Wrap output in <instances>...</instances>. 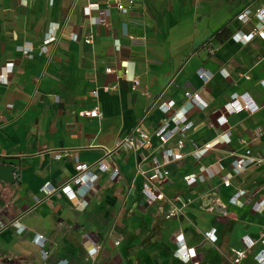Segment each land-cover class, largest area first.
Here are the masks:
<instances>
[{
    "label": "crops",
    "instance_id": "obj_1",
    "mask_svg": "<svg viewBox=\"0 0 264 264\" xmlns=\"http://www.w3.org/2000/svg\"><path fill=\"white\" fill-rule=\"evenodd\" d=\"M89 3L99 10L86 16ZM260 7L264 0H134L122 13L112 0H0V162L15 166V182L0 181V264H42L36 235L45 238L47 264H194L174 256L177 235L197 250V264H232L247 236L255 244L239 264H257L264 211L245 200L264 196V40L234 35L257 23L237 15ZM49 35L55 40L40 53ZM234 92H247L258 110L225 112ZM168 100L174 105L163 114L157 104ZM185 106L191 127L160 142L157 128ZM95 107L97 117L78 115ZM137 124L150 146L116 148ZM178 139L183 157L166 163L162 152L176 150ZM211 142L199 159L192 155ZM238 157L248 161L236 172ZM154 159L166 176L156 180L163 198L149 201L140 170L150 174ZM100 161L110 167L101 171ZM80 163L98 177L69 200L59 187ZM203 169L210 174L186 183ZM45 184L55 191L46 195ZM241 189L243 204L230 203ZM181 204L179 215L165 217ZM15 219L21 233L8 225ZM212 229L214 242L205 238Z\"/></svg>",
    "mask_w": 264,
    "mask_h": 264
},
{
    "label": "built area",
    "instance_id": "obj_2",
    "mask_svg": "<svg viewBox=\"0 0 264 264\" xmlns=\"http://www.w3.org/2000/svg\"><path fill=\"white\" fill-rule=\"evenodd\" d=\"M115 4L118 11L124 13L128 10L129 7H131L134 3V0H112ZM92 10H99V6L97 3H89L86 7L83 9V13L86 16H89ZM101 13H104L101 11ZM251 16L255 17L257 20L256 25L252 27V29L246 33L242 34H235L234 38L237 40L247 43L250 41V39L253 37V35L256 33L258 37H260L262 40H264V7L256 8L254 11L250 8H245L242 12H240L237 15V20L240 22L246 24L250 21ZM99 21H103L102 18H97ZM55 35H49L46 38L43 39L42 45L40 47V53H46L48 51L47 45L55 40ZM76 37L73 36V39ZM86 43L91 42V39L85 38L84 39ZM118 49L119 45H115ZM23 54L30 56L29 50L23 49ZM124 67V74L128 73L127 65H123ZM106 72H111L112 69L106 68ZM11 71V68H9V71ZM203 73V72H202ZM202 73L200 76H202ZM246 78H249L246 75ZM132 82L136 83V80L131 77L130 78ZM6 78L2 74H0V81H5ZM261 85L264 86V80H261ZM191 101L195 102L196 104H200V100H198L197 95H191L189 92L185 93ZM93 95H96V92H93ZM189 103V102H188ZM197 104V105H199ZM174 102L172 100H168L166 102H161L157 104V107L163 114H168L171 108L173 107ZM225 112L227 113H238L240 111H247L249 113H254L256 110H258L259 106L254 102V100L251 98V96L247 92L243 93H237L234 92L230 95L229 100L224 104L223 106ZM186 106L185 108L182 107L181 109L176 110L168 119L163 121L161 125L157 128L155 131L156 137L159 139L160 142L166 143L169 138L174 135L175 133H183L187 129H189L192 125L191 122L187 121L186 119ZM78 115L83 117H97L100 115L98 109L92 108L89 110H81L78 112ZM217 121L223 124L226 122V119L223 116H219L217 118ZM172 122L174 124L173 127L169 128V123ZM225 142L229 141V138L223 139ZM184 143L182 139L177 140L176 150L173 149H164L163 150V158L165 159V162L168 163L171 160H179L183 157V154L180 152V149L183 147ZM213 143H206L204 146L197 148L192 155L199 159L211 146ZM150 146V139L149 135L142 129V127L137 124L135 127L132 128V130L125 135L123 138H121L116 143V148H123L127 150H134L136 151L139 147H149ZM60 155L57 154V157ZM248 161L247 157H238L236 158L232 165L233 170L236 172H239L242 170ZM252 161V160H250ZM264 161V159H260L259 162ZM159 162L154 159L153 160V166L150 174H147L144 170H140L142 174L146 176V181L142 184V194L144 197L149 201H156L163 198V193L160 191L159 186L156 183V180L164 179L166 176V171H162L159 169ZM98 167L101 170H106L110 167L109 164H106L104 161H100L98 163ZM77 174L68 182L62 184L59 187V190L69 199H78L85 196V194L91 189L93 186L95 180L97 179V175L95 173H92L90 170H88L87 165L85 164H78L76 165ZM201 174L198 175H190L186 178V183L188 185L196 182L198 177L200 178L202 173H209V169H203L201 170ZM117 175V170H113L111 173V178H114ZM230 175H227L223 178V183L225 186H228L230 184ZM41 190L46 194L49 195L55 189L48 184L43 185ZM245 190H237L233 196L230 198V203L232 204H243V201L240 200V197L245 194ZM35 200L38 202L39 197L36 196ZM247 203H251L252 208L256 211H264V196H262L258 200H252L251 198H247L245 200ZM82 205H85L84 202H82ZM183 205L180 206L173 205L172 208H170L165 217L166 218H172L177 215H179L182 212ZM8 225H12L15 227L16 232L21 233L23 231V227L20 226V222L18 220L11 221ZM6 225L0 223V227H4ZM260 242L262 244V247L254 254L253 258L257 264H264V231L260 234ZM205 238L208 241L214 242L216 240V233L215 229H212L211 231H208L205 233ZM242 243L243 248L242 249H233L234 252V258L232 259V264H239V262L242 261V259L246 256L247 251L252 248L255 244V241L247 236L242 237ZM33 241L38 246L39 254L42 260V264H47L46 260L49 255V251L45 248V238L42 235H36L33 238ZM176 243L177 247L174 250V256L179 259L183 263L193 262L194 264H197L198 261L194 260L197 256V250L194 247H188L185 243V241L180 238V235L176 236ZM91 251V250H90ZM93 251L95 252L96 249L94 248Z\"/></svg>",
    "mask_w": 264,
    "mask_h": 264
},
{
    "label": "water",
    "instance_id": "obj_3",
    "mask_svg": "<svg viewBox=\"0 0 264 264\" xmlns=\"http://www.w3.org/2000/svg\"><path fill=\"white\" fill-rule=\"evenodd\" d=\"M14 170V165L10 163L3 164L0 162V181L5 183H14Z\"/></svg>",
    "mask_w": 264,
    "mask_h": 264
},
{
    "label": "rangeland",
    "instance_id": "obj_4",
    "mask_svg": "<svg viewBox=\"0 0 264 264\" xmlns=\"http://www.w3.org/2000/svg\"><path fill=\"white\" fill-rule=\"evenodd\" d=\"M255 35H257V34L255 33L253 36H255ZM257 36H258V35H257ZM252 38H253V37H252ZM256 111H257V110H256ZM256 111H255V112H256ZM211 143H212V142H211ZM204 145H205V144H204ZM204 145H203V146H204ZM199 148H200V147H199ZM121 149H123V148H121ZM133 151H134V150H133ZM205 153H206V152H205ZM205 153H204V154H205ZM204 154H203V155H204ZM203 155H202V156H203ZM101 171H102V170H101ZM201 172H202V171H200L199 174H201ZM116 176H117V175H116ZM97 177H98V176H97ZM95 181H96V180H95ZM196 181H197V180H196ZM194 183H195V182H194ZM192 184H193V183H192ZM93 185H94V184H93ZM92 187H93V186H92ZM92 187H91V188H92ZM154 201H155V200H154Z\"/></svg>",
    "mask_w": 264,
    "mask_h": 264
}]
</instances>
